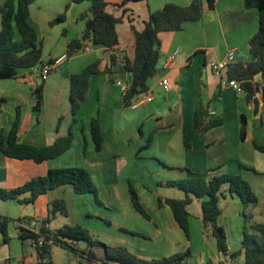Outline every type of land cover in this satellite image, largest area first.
Listing matches in <instances>:
<instances>
[{
  "label": "crops",
  "instance_id": "obj_1",
  "mask_svg": "<svg viewBox=\"0 0 264 264\" xmlns=\"http://www.w3.org/2000/svg\"><path fill=\"white\" fill-rule=\"evenodd\" d=\"M124 1L107 0V11L120 18L115 27L118 44L112 50H105L88 41L83 46L89 47L88 51L81 48L69 57L67 44L80 40L85 23L81 15L88 11L89 2L33 0L29 6L28 21L37 32L42 59L54 63L42 83L43 99L38 112L33 109L35 86L31 84L39 81L37 66L20 70L13 79L0 78V132L9 131L18 108V143L51 145L58 136L67 135L69 129L73 139L62 155L42 163L7 158L0 152V189L18 188L32 178L44 176L50 169L83 168L104 204V213L96 210L94 215L106 220L109 228L91 220L88 208L92 194L77 195L70 185L51 189L32 203L21 202L29 197L28 192L17 199H0V216L10 220L7 243H2L0 233V264L19 261L37 264L33 247L18 238L20 223L36 218L47 223L50 230L63 225L87 226L95 233L101 232L99 235L107 238L109 247H124L144 260L189 251L187 264H193L194 260L198 261L196 264H243L242 253L234 260L230 255L242 252L244 210L255 220L254 224L264 225V153L253 147L254 142H264V96L254 97L256 105L247 103L245 93L219 86L210 70V65L225 58L228 51H233L234 63L248 61V42L258 28L257 11L246 8L243 0H215L214 8L204 9L199 21L186 23L178 31L160 33L156 72L148 79L145 93L151 96V101H141L143 93L126 106L116 81H130L131 75L121 69V62L124 58L128 61L134 58L133 30L141 31L149 13L164 4L186 6L191 0ZM201 1L205 7V0ZM2 3L0 0V6ZM62 14L65 17L62 22L49 25ZM174 53L175 57L169 59ZM112 55L121 61L111 65ZM96 61L98 72L89 77L86 97L73 123L69 76ZM162 79L170 84L167 92L159 85ZM261 79L259 75L255 77ZM132 104L137 106L131 108ZM96 116L102 135L99 152L95 151L90 135V120ZM241 116L246 121L244 140L239 136ZM196 118L204 124L216 120L220 123L200 132L195 126ZM191 174L204 178L240 174L257 196V205L244 209L241 201L229 196L224 186L218 221L226 234L227 255L218 254L215 240L203 232L199 200L193 199L187 206L188 237L174 220L170 208L158 204V199H183V191L166 183L183 180ZM129 184L148 218L133 207ZM55 200L64 201L68 209L66 216L49 214L50 204ZM58 247L65 256L55 258L50 252L46 264L81 261L75 252ZM96 249L92 251L101 260L104 250L99 253Z\"/></svg>",
  "mask_w": 264,
  "mask_h": 264
},
{
  "label": "trees",
  "instance_id": "obj_2",
  "mask_svg": "<svg viewBox=\"0 0 264 264\" xmlns=\"http://www.w3.org/2000/svg\"><path fill=\"white\" fill-rule=\"evenodd\" d=\"M87 1L89 9L81 15L85 20V28L80 40H74L67 44L66 56L69 57L75 51L83 48L85 42H91L94 47H101L105 50H112L118 44L116 24L120 18L115 17L107 11V0H72L74 3ZM143 0H125L127 2H137ZM33 0H3L0 6L1 28H0V78L13 79L18 76L20 70H27L34 67L41 68L44 64L52 65L54 61L46 62L42 59V50L38 35L33 26L30 25L29 6ZM215 0H205V7L201 0H191L186 6H179L173 3H166L159 10L149 13L148 19L144 22L141 31L133 30L134 34V58L132 61L123 59L121 69L131 75L128 88L123 92V101L126 106L136 96L147 92V81L156 72V65L159 57V34L163 32L178 31L186 23L197 22L202 18L203 10H212ZM243 4L248 9H255L258 14V28L256 34L248 42L249 59L245 62H235L230 64L225 74L228 79H235L240 83L245 96L244 100L256 105L255 96H264V88L261 81L264 79V0H243ZM64 14L57 16L49 25L60 23L64 20ZM18 36V37H16ZM117 57H110V64H114ZM98 61L84 67L79 73L69 76V101L70 113L73 123L76 122L75 115L81 107L87 93L89 77L98 72ZM259 75L261 81L255 80ZM44 81H38L32 90L34 98L33 109L38 112L42 105V90ZM20 121V110L17 108L14 120L9 131L4 134L0 132V152L7 158L17 160H32L35 163L54 159L67 151L72 144V131L69 129L67 135L58 136L51 145L37 147L17 142V130ZM219 121H210L206 124L195 119V126L200 132L219 125ZM246 121L243 116L240 119V139L245 138ZM58 131V128L56 129ZM90 135L95 151L101 149L102 135L100 131L99 119L94 117L90 120ZM186 142V141H185ZM85 143V141H84ZM253 147L264 153V142L262 144L253 143ZM85 149V145H84ZM70 185L77 195L90 193L95 202L97 199L95 186L89 173L83 168H62L50 169L44 176L35 177L24 183L22 186L12 189H0V199H17L21 194L28 192L29 197L21 200L22 203H32L35 199L51 189ZM167 186L175 187L184 192L183 199H158V204H166L173 215L174 220L183 231L186 237L189 233L187 206L193 199L200 201L202 210V229L209 233L215 240L218 254L227 255L226 234L219 224V200L224 196V186L229 196H236L242 203L244 209L256 206L258 199L250 184L240 175H218L211 178H204L191 174L180 181H171ZM129 194L131 202L136 211L148 218L142 208L138 196L133 187L129 184ZM61 213L66 216V205L62 200H55L50 204L49 214L51 216ZM250 214L243 212V234L241 239L242 252H234L231 259L243 254V264H264V225H247ZM9 219L0 216V233L2 243H7V226ZM46 240L51 243L44 244L38 252L37 264H46L50 256V246L58 245L69 252L82 258L84 256L102 263L112 262L115 264H187L190 257L189 251L177 253L169 257L158 260H144L136 257L124 247H105L104 256L101 260L96 258L92 251L93 247L101 245L93 239L87 229L79 224L63 225L59 229H43L41 232ZM135 235V234H134ZM19 240L23 244H28L33 235L19 228ZM84 242L86 247L83 250L77 248L78 242Z\"/></svg>",
  "mask_w": 264,
  "mask_h": 264
},
{
  "label": "built area",
  "instance_id": "obj_3",
  "mask_svg": "<svg viewBox=\"0 0 264 264\" xmlns=\"http://www.w3.org/2000/svg\"><path fill=\"white\" fill-rule=\"evenodd\" d=\"M90 48L85 47L83 48L84 51H88ZM176 53L172 54L169 56V59H173L175 57ZM60 61V60H59ZM234 53L233 51H228L225 58L214 62L210 65V70L213 74L218 79V84L221 87H227L232 89L235 92H241L244 93L243 89L240 86V83L236 81L235 79H228L227 76L225 75V71L227 67L234 63ZM52 65L49 64H44L41 68H39L36 74V78H38L39 81H45L51 71ZM128 83L129 82H123V81H116V84L119 86L121 92H125L128 88ZM32 86H36V84L32 81L31 82ZM159 85L163 88V91L167 92L170 89V84L167 79H162L159 82ZM261 87L264 88V79L261 81ZM144 98L141 101L144 102H149L151 101V96L149 94L144 93ZM140 101V102H141ZM137 104H132L131 108H135ZM213 114V113H212ZM20 228L30 232L33 235V238L29 241V244L33 247L35 252H38V250L46 243L50 244L51 240H46L45 235H43L41 232L43 229L48 228L47 223L42 221L41 219H32L31 221L28 222H21L20 223ZM17 264H24L22 261L17 262ZM78 264H115L112 262H105L102 263L97 260H93L91 258H88L86 256L81 258V261Z\"/></svg>",
  "mask_w": 264,
  "mask_h": 264
},
{
  "label": "rangeland",
  "instance_id": "obj_4",
  "mask_svg": "<svg viewBox=\"0 0 264 264\" xmlns=\"http://www.w3.org/2000/svg\"><path fill=\"white\" fill-rule=\"evenodd\" d=\"M81 19L84 20L83 18H81ZM83 27L85 28V23L84 22H83ZM97 199L100 202V204H97L95 202L94 197L92 195H90V206L88 208L89 209V215L91 217H93V218H91V220L94 221L95 224H98V226L101 225L102 227L108 229L109 228L108 227V222L106 220H102L101 218H97L98 216L94 215V213H95L96 210L98 212L104 213V204H103V201L101 200V198L99 197V195H97ZM80 205H82L81 202H80ZM66 211L68 213L67 206H66ZM254 221L255 220L253 218H248L247 225H253L254 224ZM82 227H84L85 229H87L89 231V233L93 236V239H95L96 241H98L101 244V245L95 247V248H97L96 251H98L99 253H102L103 250L105 251L104 246L105 247L108 246L107 238H104V237L100 236L99 234L101 232L95 233V232H93L94 230L88 228L87 226H82ZM110 230H112V229H110ZM209 240H213V239H209ZM210 242H213V241H210ZM76 246H77V248H80V249L83 250L86 247V244L81 241V242H78ZM49 251L51 253H53V255L55 256V258H57L58 256L60 258H62L63 256H65V253L57 245H51ZM73 254H75V253H73ZM71 255H72V253H71ZM192 263L193 264H196V263H198V261L196 262V260H194Z\"/></svg>",
  "mask_w": 264,
  "mask_h": 264
},
{
  "label": "water",
  "instance_id": "obj_5",
  "mask_svg": "<svg viewBox=\"0 0 264 264\" xmlns=\"http://www.w3.org/2000/svg\"><path fill=\"white\" fill-rule=\"evenodd\" d=\"M47 256H49V255H47Z\"/></svg>",
  "mask_w": 264,
  "mask_h": 264
}]
</instances>
